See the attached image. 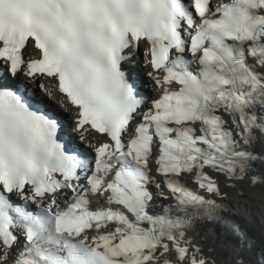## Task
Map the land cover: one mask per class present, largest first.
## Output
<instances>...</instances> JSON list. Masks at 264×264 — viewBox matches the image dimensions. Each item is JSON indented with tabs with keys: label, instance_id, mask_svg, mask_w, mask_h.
<instances>
[{
	"label": "snow or ice",
	"instance_id": "obj_1",
	"mask_svg": "<svg viewBox=\"0 0 264 264\" xmlns=\"http://www.w3.org/2000/svg\"><path fill=\"white\" fill-rule=\"evenodd\" d=\"M142 44L152 97L123 68ZM29 84L60 94L85 148ZM258 144L264 0H0V264H217L203 224L264 264L205 195L264 186Z\"/></svg>",
	"mask_w": 264,
	"mask_h": 264
},
{
	"label": "bare ground",
	"instance_id": "obj_2",
	"mask_svg": "<svg viewBox=\"0 0 264 264\" xmlns=\"http://www.w3.org/2000/svg\"><path fill=\"white\" fill-rule=\"evenodd\" d=\"M56 101L60 96L56 93ZM71 112V111H70ZM258 148L264 150V146L258 144ZM258 170L264 171V165L258 164ZM220 181V194L218 195L222 200L232 208V215L242 221L248 233L253 237L256 245L259 247L264 245V186H251L247 181L238 183L232 187L227 183L224 177H218ZM199 231L204 233H211L212 237L218 238L222 241L217 245L216 251L212 255L217 264H234L236 260L235 246L236 241L223 229L217 228L210 224H203ZM229 245V246H228ZM247 259H253L251 251H245Z\"/></svg>",
	"mask_w": 264,
	"mask_h": 264
},
{
	"label": "rangeland",
	"instance_id": "obj_3",
	"mask_svg": "<svg viewBox=\"0 0 264 264\" xmlns=\"http://www.w3.org/2000/svg\"><path fill=\"white\" fill-rule=\"evenodd\" d=\"M229 246V245H228ZM214 256H216V255H214ZM217 257V256H216ZM216 261H218L217 259H216Z\"/></svg>",
	"mask_w": 264,
	"mask_h": 264
}]
</instances>
